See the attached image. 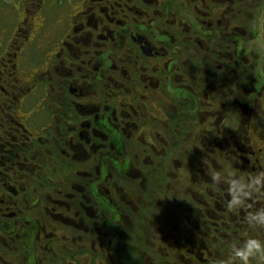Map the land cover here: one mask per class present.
<instances>
[{
	"label": "flooded vegetation",
	"instance_id": "obj_1",
	"mask_svg": "<svg viewBox=\"0 0 264 264\" xmlns=\"http://www.w3.org/2000/svg\"><path fill=\"white\" fill-rule=\"evenodd\" d=\"M44 3L0 52V264H97L99 224L121 264H238L264 239V0Z\"/></svg>",
	"mask_w": 264,
	"mask_h": 264
},
{
	"label": "rangeland",
	"instance_id": "obj_2",
	"mask_svg": "<svg viewBox=\"0 0 264 264\" xmlns=\"http://www.w3.org/2000/svg\"><path fill=\"white\" fill-rule=\"evenodd\" d=\"M70 0H45V10L50 9H67V5ZM22 12L21 0H0V52L2 48L6 46L3 44L7 40L12 27ZM36 55V57H38ZM264 116L262 112L260 118ZM264 130V122L261 131ZM260 131V130H259ZM264 132V131H263ZM153 225V228L157 225ZM156 231V229H155ZM111 234L108 232L104 225H98V256L97 264H121L124 260L123 250L115 247L110 241ZM144 239H150V234L147 233ZM147 251H150L148 243L142 244ZM87 258V257H86ZM145 264H151L150 261H145Z\"/></svg>",
	"mask_w": 264,
	"mask_h": 264
},
{
	"label": "clouds",
	"instance_id": "obj_3",
	"mask_svg": "<svg viewBox=\"0 0 264 264\" xmlns=\"http://www.w3.org/2000/svg\"><path fill=\"white\" fill-rule=\"evenodd\" d=\"M259 222L264 224V216L259 217ZM250 259L264 262V239L247 237L241 246L233 249L229 258L230 261H238V264H250Z\"/></svg>",
	"mask_w": 264,
	"mask_h": 264
}]
</instances>
